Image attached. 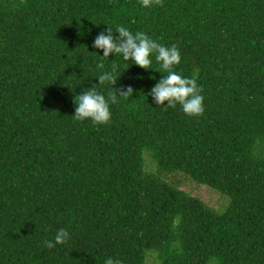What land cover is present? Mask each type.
Wrapping results in <instances>:
<instances>
[{
    "label": "trees",
    "instance_id": "trees-1",
    "mask_svg": "<svg viewBox=\"0 0 264 264\" xmlns=\"http://www.w3.org/2000/svg\"><path fill=\"white\" fill-rule=\"evenodd\" d=\"M162 2L0 0V264H264V0ZM117 26L177 45L202 116L156 106L154 56L146 71L92 47ZM113 63L132 97L109 125L73 119ZM59 229L70 238L49 250Z\"/></svg>",
    "mask_w": 264,
    "mask_h": 264
},
{
    "label": "clouds",
    "instance_id": "clouds-1",
    "mask_svg": "<svg viewBox=\"0 0 264 264\" xmlns=\"http://www.w3.org/2000/svg\"><path fill=\"white\" fill-rule=\"evenodd\" d=\"M27 0H10L11 7L19 8L26 5ZM144 8L153 6L163 7L162 0H140ZM93 48L102 50L103 58L108 59L110 55H120L124 61H131L132 64L144 70H150L152 57L160 67V70L167 75L162 76L159 82L151 89L149 95L153 98L157 107L164 111L168 108H176L179 105L184 114L190 118H198L204 114V97L201 95L203 88L198 86L196 78H186L174 71L175 66L181 62L180 51L177 45L166 47L156 40H153L143 32L133 34L124 26H117L115 35L112 28L107 27L101 31L93 42ZM99 69L105 65L99 63ZM127 68V65H125ZM117 65L111 66V71L102 72L98 76L100 85H111L114 91L108 93L107 99L96 89L99 86L93 85L90 89L83 91L74 99L75 115L77 121L90 120L94 125L104 126L111 122L110 103H118V96L127 100L133 95V88H117ZM69 232L59 229L54 241L46 240L44 246L49 250L56 245L66 244L69 240ZM104 264H122L119 259L109 257Z\"/></svg>",
    "mask_w": 264,
    "mask_h": 264
},
{
    "label": "rangeland",
    "instance_id": "rangeland-1",
    "mask_svg": "<svg viewBox=\"0 0 264 264\" xmlns=\"http://www.w3.org/2000/svg\"><path fill=\"white\" fill-rule=\"evenodd\" d=\"M177 177L179 178L172 179L167 177L166 179L173 182V184L178 186L179 189H183L187 192L190 191L192 196L199 197L203 200L204 203L210 204L214 207H217L219 205V198L216 195H213L214 193H212L210 189L202 186H200V188H197L195 184L190 183L186 178H183L179 175ZM145 264H156L154 261V257L147 258Z\"/></svg>",
    "mask_w": 264,
    "mask_h": 264
}]
</instances>
